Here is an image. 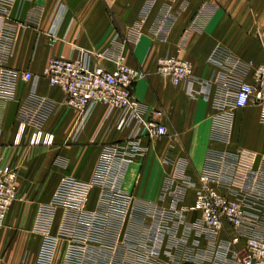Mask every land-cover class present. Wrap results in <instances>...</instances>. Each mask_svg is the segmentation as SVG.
I'll list each match as a JSON object with an SVG mask.
<instances>
[{
	"label": "crops",
	"instance_id": "1",
	"mask_svg": "<svg viewBox=\"0 0 264 264\" xmlns=\"http://www.w3.org/2000/svg\"><path fill=\"white\" fill-rule=\"evenodd\" d=\"M9 15L0 165L17 178L0 225V264H239L246 236L264 238V119L258 104L233 107L220 83L235 69L252 81L264 61V0H16ZM215 49L222 66L208 60ZM163 55L192 63L189 87L157 72ZM56 56L90 69H114L119 58L141 67L133 95L143 112L163 111L168 134L131 140L116 129L119 110L98 104L74 136L78 113L63 91L22 77L42 75ZM5 69L15 77L3 87ZM22 119L30 125L16 140ZM34 129L52 143L30 144ZM203 173L243 201L253 219L243 230L225 224L214 234L200 222ZM111 183L130 197L115 240L76 241L81 211L100 209Z\"/></svg>",
	"mask_w": 264,
	"mask_h": 264
},
{
	"label": "built area",
	"instance_id": "2",
	"mask_svg": "<svg viewBox=\"0 0 264 264\" xmlns=\"http://www.w3.org/2000/svg\"><path fill=\"white\" fill-rule=\"evenodd\" d=\"M15 1L0 0V47L6 50L13 39V26L5 20ZM208 60L218 66L223 64V56L218 54L217 49L211 53ZM116 63V67L111 70L101 66L90 69L82 58L56 56L48 59L42 75L25 71L22 77L34 81L41 76L45 77L50 85L58 86L63 91L65 102L78 113L74 136L98 104L106 105L109 110H119L116 129L126 133L131 140L166 136L168 130L162 120L163 111L150 109L143 112L139 100L133 95L134 83L142 76V68L127 65L122 58ZM156 70L160 75L168 77L172 83L185 87H189L195 80L193 65L187 59L170 55L160 56L156 59ZM236 72L240 71L235 69L222 79L220 86L224 96H232L230 104L236 108H243L250 103L260 105L264 119V61L255 67L252 81L243 80ZM14 77V71L3 70L2 86L11 84ZM28 125L30 124L27 120H20L16 140ZM52 140V134L39 129H34L29 136V143L33 145H48ZM16 178L15 168L0 165V225L4 223L8 210L16 199ZM216 180L217 177L210 173L199 176L195 208L199 213L200 222L214 234L225 224L243 230L253 220L252 215L245 209L240 198L230 197L217 190L213 186ZM105 190L101 196L100 209L81 211L73 236L76 241L115 240V224L123 221L130 197L119 191L113 183ZM240 236L234 237L233 243L237 242ZM239 264H264L263 237L246 236L244 246L239 251Z\"/></svg>",
	"mask_w": 264,
	"mask_h": 264
},
{
	"label": "rangeland",
	"instance_id": "3",
	"mask_svg": "<svg viewBox=\"0 0 264 264\" xmlns=\"http://www.w3.org/2000/svg\"><path fill=\"white\" fill-rule=\"evenodd\" d=\"M78 231V230H77Z\"/></svg>",
	"mask_w": 264,
	"mask_h": 264
}]
</instances>
